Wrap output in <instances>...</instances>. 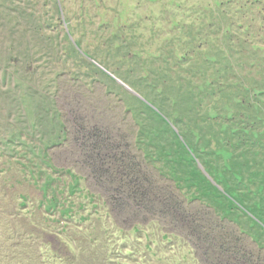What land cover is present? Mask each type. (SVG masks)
I'll return each mask as SVG.
<instances>
[{"label": "rangeland", "instance_id": "rangeland-1", "mask_svg": "<svg viewBox=\"0 0 264 264\" xmlns=\"http://www.w3.org/2000/svg\"><path fill=\"white\" fill-rule=\"evenodd\" d=\"M0 264H264V0H0Z\"/></svg>", "mask_w": 264, "mask_h": 264}, {"label": "trees", "instance_id": "trees-1", "mask_svg": "<svg viewBox=\"0 0 264 264\" xmlns=\"http://www.w3.org/2000/svg\"><path fill=\"white\" fill-rule=\"evenodd\" d=\"M256 93H258V95L261 94V92L259 90H256Z\"/></svg>", "mask_w": 264, "mask_h": 264}]
</instances>
